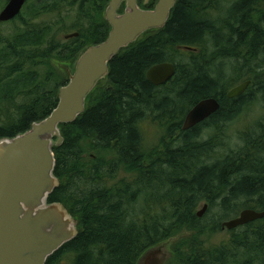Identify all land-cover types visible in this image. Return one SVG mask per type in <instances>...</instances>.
I'll list each match as a JSON object with an SVG mask.
<instances>
[{
    "label": "trees",
    "instance_id": "obj_1",
    "mask_svg": "<svg viewBox=\"0 0 264 264\" xmlns=\"http://www.w3.org/2000/svg\"><path fill=\"white\" fill-rule=\"evenodd\" d=\"M39 1L33 19L21 21L0 49V138L50 114L67 82L55 63L72 64L85 44H78L83 36L59 39L52 32L58 0ZM80 1L81 15H90L82 21L105 25L104 32L97 24L105 37L99 0ZM263 7L264 0H178L163 29L113 58L108 81L93 91L86 112L61 125L64 142L54 147L60 186L49 202L66 204L80 231L46 264H136L148 247L184 230L191 235L172 245L169 264H264V217L212 240L241 210L264 211V116L236 138L241 144L227 135L254 96L264 95ZM165 61L176 64V73L156 86L147 71ZM49 63L58 72L39 79L38 68ZM247 79L245 94L227 97ZM208 97L220 108L183 130L188 111ZM147 118L166 133L151 151L144 150L141 130ZM121 170L128 175L109 183ZM201 202L208 204L203 216Z\"/></svg>",
    "mask_w": 264,
    "mask_h": 264
},
{
    "label": "water",
    "instance_id": "obj_2",
    "mask_svg": "<svg viewBox=\"0 0 264 264\" xmlns=\"http://www.w3.org/2000/svg\"><path fill=\"white\" fill-rule=\"evenodd\" d=\"M110 0L104 17L109 24L107 38L81 49L73 66L56 61L67 82L58 89V103L45 118L13 137L0 138V264H46L48 258L79 234V219L63 202H49L60 186L55 175L54 147L64 142L61 125L72 123L84 114L93 91L109 78L110 62L121 50L139 42L153 30L163 29L178 0ZM26 0H9L0 12V22L14 19ZM122 5L124 11L119 12ZM71 34L69 37L77 36ZM176 73L172 62H160L147 71L156 86L170 81ZM251 80L227 92L236 98L246 92ZM220 108L217 98L196 103L186 114L182 129L188 130L206 120ZM208 204L198 212L202 216ZM264 217V211L245 208L223 222L232 230ZM191 235L186 230L148 247L136 264H169L175 253L172 245Z\"/></svg>",
    "mask_w": 264,
    "mask_h": 264
},
{
    "label": "rangeland",
    "instance_id": "obj_3",
    "mask_svg": "<svg viewBox=\"0 0 264 264\" xmlns=\"http://www.w3.org/2000/svg\"><path fill=\"white\" fill-rule=\"evenodd\" d=\"M8 1L9 0H0V12ZM39 2H40L39 0H29L27 5L23 9V12L21 14L22 15L21 19L30 20V18H33V16L38 12L37 8L39 7L38 6ZM55 13H57V10H55ZM62 17H64V19L61 18L59 19V17L57 18L56 15L52 18V20H55L52 32L53 33L56 32V36L58 34V38L61 40H63L65 34L74 30V28H72V24L76 22L75 13L64 14ZM98 20H100L101 22V18H99ZM19 21L13 23H0V49L3 46L2 42L6 41L7 38L10 40L12 37L17 36L18 34L17 28L20 27ZM63 25L64 27H62ZM38 69L40 71L39 79H41L45 75L46 71L53 70L54 72H58L56 67L53 68L51 63H49L48 65H44L43 67H39ZM263 116H264V95L261 92V93H257V95L254 96L253 101L248 106H246V108L241 112L239 116L235 118V120L232 123L229 124L227 135L233 136L235 140L239 144H241L239 138L238 139L236 138L238 136H241L242 133H245L248 130H250L254 126V124L257 121H259ZM141 130L143 133L144 150L151 151V148L161 147L163 143L162 142L163 139L164 141L166 139L164 126H162L160 122L154 121L151 118H147L142 122ZM159 149H158V154H159ZM92 153L95 155V157L96 155L98 156V153H96L95 151ZM90 154L91 153H85L84 155L88 159L90 158ZM103 155H105L106 159L111 158L110 153L108 154L103 153ZM95 157H94L95 160L98 159V157L97 158ZM126 175L128 174L125 171L121 170L117 175L116 179H111V181L109 180V183L113 184L117 180L121 179ZM204 205L205 203L201 202L198 207V211H201ZM228 234H229L228 229H225L219 235L214 236L212 240L218 242L221 238L227 236Z\"/></svg>",
    "mask_w": 264,
    "mask_h": 264
},
{
    "label": "flooded vegetation",
    "instance_id": "obj_4",
    "mask_svg": "<svg viewBox=\"0 0 264 264\" xmlns=\"http://www.w3.org/2000/svg\"><path fill=\"white\" fill-rule=\"evenodd\" d=\"M109 1L110 0H99L98 3H97L98 4V6H97V8H98L97 18L98 19L99 18L104 19V21L107 24H108V22L106 21V19L104 17V13H105V9H106V6L108 5ZM28 2H29V0H26V2L24 3V5H23V7L21 9V12L14 19H12L10 21L0 22V23H13V22H16V21H19V20H20L19 22L28 21L26 19H23V20L21 19L22 18L21 14L23 12V9L27 5ZM123 6L124 5H122V7L119 10V12H123L124 11V7ZM145 7L149 8L148 6H145ZM55 10H57V13L54 12V14L57 16V18L59 17V19L60 18L64 19V17H62V16L64 14H70V13H75V17H76V22L74 24L75 25L74 30L71 31V32H68L67 34H65V36H64L62 41H64V40L65 41H71V40H74L76 38H79L80 36H83L84 40L82 39L81 41H78L79 45L81 43H83V42L85 43L84 46L81 48V49H83L87 45L97 44V43H100V42L104 41L107 38L108 34H109V29H110L109 28L110 27L109 24H108V27H106L107 33H106V36L104 37V35L101 32H100V35L97 34V29H98L97 24H99V23H96V22L88 23V22L82 21L83 20L82 18H84V20H86L87 18H90L89 17L90 15L89 14H85V13L83 15H81V1L80 0H58V5H57ZM93 12H95V9H94ZM32 19L33 18H30V20H32ZM64 25L62 27H64ZM100 29H104V32H105V25L99 24V29L98 30H100ZM76 33L78 34L77 36L69 37L71 34H76ZM101 38H103V39L99 41V39H101ZM81 49L79 51H81ZM73 63L70 64V65L73 66ZM175 66H176V64H175ZM247 80H251V79H247ZM244 81H246V80H242L240 83H242ZM251 84H252V80H251ZM245 93H243V94H245ZM206 120H204L201 123L196 124L194 127L203 124Z\"/></svg>",
    "mask_w": 264,
    "mask_h": 264
},
{
    "label": "bare ground",
    "instance_id": "obj_5",
    "mask_svg": "<svg viewBox=\"0 0 264 264\" xmlns=\"http://www.w3.org/2000/svg\"><path fill=\"white\" fill-rule=\"evenodd\" d=\"M247 81V80H246ZM203 122V121H202ZM228 220H230V219H228ZM226 221V220H225ZM223 229H227V228H223Z\"/></svg>",
    "mask_w": 264,
    "mask_h": 264
}]
</instances>
